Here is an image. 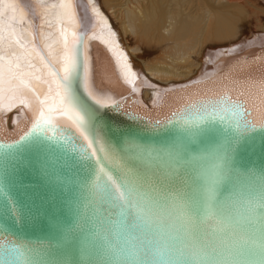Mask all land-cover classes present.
I'll return each instance as SVG.
<instances>
[{
  "label": "snow or ice",
  "instance_id": "snow-or-ice-1",
  "mask_svg": "<svg viewBox=\"0 0 264 264\" xmlns=\"http://www.w3.org/2000/svg\"><path fill=\"white\" fill-rule=\"evenodd\" d=\"M88 4L99 17L101 31L106 29L108 33V39H98L113 52L121 74L135 76L129 56L118 44V34L94 0H88ZM58 7L62 16L70 21L74 18L72 0H59ZM24 24L31 22L19 0H0V104L8 99L10 111L26 87L27 79L43 78L51 100L37 97L38 116L20 140L33 131L46 129L53 114L60 111L72 121V127L89 148L100 145L99 151L116 164L118 175L115 179L108 176L111 186L105 184L98 194V198L110 206L109 217H102L100 221L106 264H253L252 256L264 258V177L256 182L251 198L238 194L221 197L226 183L242 177L229 163L235 138L221 140L203 155L187 153L183 144L157 149L125 141L124 146L117 149L106 147L97 138L94 147L88 130V121L93 118L78 105L69 88L77 68L79 45L83 91L100 109L110 107L88 91L91 64L87 42L79 33H69L62 28V55H45L38 51L34 40L25 42L21 38L26 31L21 27ZM14 46L20 51L14 50ZM34 55L43 66L44 77L35 74ZM26 103L20 99L19 106L24 107ZM197 111H202L204 117L212 121L223 120L228 113L234 118L245 114L243 107L229 97H221ZM247 124V121L237 120L235 127L247 131ZM202 128L187 129L188 137L197 136ZM96 154L94 150L92 155ZM253 199L260 201L259 209L252 207ZM12 213L18 219L14 207ZM77 238L73 229H67L62 242L71 245ZM257 239L258 246L253 243ZM79 242L82 253L95 255L92 252L95 240L84 237ZM8 254L11 253L6 250Z\"/></svg>",
  "mask_w": 264,
  "mask_h": 264
},
{
  "label": "bare ground",
  "instance_id": "bare-ground-1",
  "mask_svg": "<svg viewBox=\"0 0 264 264\" xmlns=\"http://www.w3.org/2000/svg\"><path fill=\"white\" fill-rule=\"evenodd\" d=\"M19 2L31 22L21 26L26 30L21 38L32 41L29 32L35 29L46 55H62V28L91 31L85 34L88 90L126 113L163 121L190 103L226 95L250 109L253 123L264 119V0H94L118 34L135 76L122 75L113 52L98 39H108V33L101 31L88 0H72L71 21L61 15L59 0ZM32 64L36 76L44 77L38 56ZM27 84L40 95L48 89L43 78H28ZM20 99L27 101L24 107ZM8 105V99L0 104L3 140L25 131L38 108L27 87L10 111Z\"/></svg>",
  "mask_w": 264,
  "mask_h": 264
},
{
  "label": "water",
  "instance_id": "water-1",
  "mask_svg": "<svg viewBox=\"0 0 264 264\" xmlns=\"http://www.w3.org/2000/svg\"><path fill=\"white\" fill-rule=\"evenodd\" d=\"M38 21L33 20V27ZM88 31L77 33L85 39ZM31 39L38 51L45 54L35 29ZM77 47V68L69 88L78 105L93 118L88 121V130L94 147L97 138L106 147L117 149L122 148L125 141L157 149L183 144L187 153L203 155L221 140L235 138L229 163L242 177L226 183L221 197L254 196L256 182L264 177V119L259 124L253 123L249 117L250 109L245 108L242 101L232 98L243 107L245 114L242 117L234 118L228 113L223 120L212 121L204 117L202 111H197L205 104L228 97L226 95L190 103L163 121H149L126 113L115 102L96 97L102 104L110 106L100 109L89 100L81 86L82 55L80 46ZM26 87L32 91L37 103V97L51 100L49 89L40 95L29 84ZM38 113L39 104L25 131L15 139H0V264H106L100 221L102 217H109L110 206L101 201L98 194L105 184L111 186L108 176L115 179L118 175L116 164L106 153L99 151L100 145L89 148L72 127V121L60 111L53 114L46 129L33 131L29 137L20 140ZM237 120L247 121L248 130L237 129ZM197 127H203L201 132L188 137L186 130ZM94 150L95 156L92 155ZM13 207L18 219L12 213ZM252 207L259 209L260 201L253 199ZM67 229H73L78 237L71 245L62 242ZM84 237L96 241L92 249L95 255L82 253L79 241ZM253 243L258 246L259 240ZM6 250L11 254L6 255ZM250 259L253 264H261L264 258L255 255Z\"/></svg>",
  "mask_w": 264,
  "mask_h": 264
},
{
  "label": "rangeland",
  "instance_id": "rangeland-1",
  "mask_svg": "<svg viewBox=\"0 0 264 264\" xmlns=\"http://www.w3.org/2000/svg\"><path fill=\"white\" fill-rule=\"evenodd\" d=\"M261 7V6H260Z\"/></svg>",
  "mask_w": 264,
  "mask_h": 264
}]
</instances>
